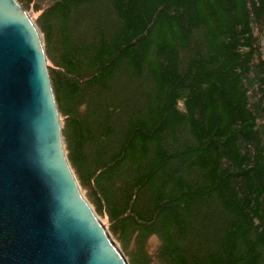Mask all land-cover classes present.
Returning <instances> with one entry per match:
<instances>
[{
  "label": "trees",
  "instance_id": "1",
  "mask_svg": "<svg viewBox=\"0 0 264 264\" xmlns=\"http://www.w3.org/2000/svg\"><path fill=\"white\" fill-rule=\"evenodd\" d=\"M15 1L41 13L67 163L129 263L155 237L161 264H264V0Z\"/></svg>",
  "mask_w": 264,
  "mask_h": 264
},
{
  "label": "water",
  "instance_id": "2",
  "mask_svg": "<svg viewBox=\"0 0 264 264\" xmlns=\"http://www.w3.org/2000/svg\"><path fill=\"white\" fill-rule=\"evenodd\" d=\"M0 264H126L66 161L39 34L0 0Z\"/></svg>",
  "mask_w": 264,
  "mask_h": 264
},
{
  "label": "rangeland",
  "instance_id": "3",
  "mask_svg": "<svg viewBox=\"0 0 264 264\" xmlns=\"http://www.w3.org/2000/svg\"><path fill=\"white\" fill-rule=\"evenodd\" d=\"M26 11H27L28 15L30 16V18L32 20V23L34 24V26H35V28H36L39 36H40V40H41L42 46H43V41H42L43 37H42V35L40 34V31L37 28L38 19H39L41 13L40 12H35L33 10L32 5H31V7L27 8ZM47 64L50 66V63L48 62V60H47ZM47 70H48V68H47ZM48 75H49V73H48ZM114 94H116L115 97L114 96L110 97V99L113 100V98H114V101H118V103H121L122 102V97L120 95H118L117 92H115ZM104 225L106 227L105 229H108L107 228V224L105 223V221H104ZM159 244H160L159 241L155 237H151V238L147 239L146 242H145V245H144L142 251H143V253L146 256H148L150 264H161L156 259V252H157V250L159 248ZM119 247L117 246V248L119 249L120 253L122 254L124 259L126 260L127 264H130L129 263L130 255L136 256V254H137V250H136V246H135L134 242H130V244L128 245L127 248H121V247L119 248Z\"/></svg>",
  "mask_w": 264,
  "mask_h": 264
},
{
  "label": "bare ground",
  "instance_id": "4",
  "mask_svg": "<svg viewBox=\"0 0 264 264\" xmlns=\"http://www.w3.org/2000/svg\"><path fill=\"white\" fill-rule=\"evenodd\" d=\"M15 1V0H14ZM16 2V1H15ZM16 4L18 5V3L16 2ZM19 6V5H18ZM20 7V6H19ZM21 8V7H20ZM22 9V8H21ZM23 10V9H22ZM24 11V10H23ZM25 12V11H24ZM25 14H26V12H25ZM27 15V14H26ZM27 17H28V15H27ZM29 18V17H28ZM29 20H30V18H29ZM31 21V20H30ZM32 22V21H31ZM33 24V23H32ZM34 25V24H33ZM35 27V26H34ZM40 37V36H39ZM41 41V40H40ZM41 44H42V42H41ZM42 48H43V46H42ZM44 51V50H43ZM45 55V54H44ZM46 59V58H45ZM47 65V64H46ZM51 83V82H50ZM56 103V102H55ZM58 117H59V115H58ZM60 121V120H59ZM60 130H61V127H60ZM61 143H62V141H61ZM63 147V146H62ZM67 161V160H66ZM73 175V174H72ZM78 186V185H77ZM82 195V194H81ZM94 213V212H93ZM96 216V215H95ZM98 219V218H97ZM99 220V219H98ZM101 223V222H100ZM102 224V223H101ZM104 226V225H103ZM105 228V227H104ZM106 230V229H105ZM106 232H107V230H106ZM108 233V232H107ZM109 235V234H108ZM112 240V239H111ZM113 242V241H112ZM114 243V242H113ZM115 245V244H114ZM116 246V245H115ZM117 247V246H116ZM118 249V248H117ZM119 250V249H118ZM120 252V251H119ZM122 255V254H121ZM123 257V256H122ZM123 259H124V257H123ZM124 261H125V263L127 264V262H126V260L124 259Z\"/></svg>",
  "mask_w": 264,
  "mask_h": 264
}]
</instances>
